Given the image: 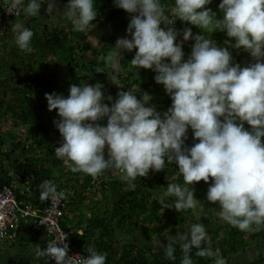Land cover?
<instances>
[{"label": "clouds", "instance_id": "clouds-1", "mask_svg": "<svg viewBox=\"0 0 264 264\" xmlns=\"http://www.w3.org/2000/svg\"><path fill=\"white\" fill-rule=\"evenodd\" d=\"M7 3L9 13L23 8L29 17L39 16L42 5L47 6L45 12L49 15L60 10L56 0ZM113 3L130 14L128 36L118 38L115 51L101 59L117 70L122 53L135 50L131 64L155 73L154 81L163 86L171 105L160 112L148 92H139L138 98L135 89L121 90L114 99L105 95L100 82L72 84L67 96L46 93L48 110H57L59 119L53 123L62 137L55 156L71 171L94 179L110 169L121 170V179L129 190L136 189L138 177L174 163L184 186H167L165 195L175 197V201L169 204L161 199L164 208L196 209L199 200L194 196L193 183L203 180L208 184L211 179L206 199L219 205L218 219L242 232L260 230L264 226V0H220L221 18L208 7L213 0H175L170 14L162 0ZM95 4L96 0H68L63 15L80 36H86L92 48H99L103 44L91 34L97 8L101 9ZM177 19L196 26L200 32L193 34L191 27L182 29ZM10 25L0 26L1 31ZM14 30L18 48L31 52L33 30L22 23L15 24ZM214 32L225 33V47L203 34ZM178 36H182V41L178 42ZM189 40L194 43L190 55L185 57L183 44ZM230 48L243 50L254 62L241 66L235 62ZM105 120V124L100 123ZM245 122L250 128H245ZM189 129L191 146L186 144ZM40 188L41 200L67 199L68 193L58 190L51 180L41 182ZM29 195L25 196L26 201ZM25 221L21 222L19 234L7 241L26 242L42 227L33 222V217ZM28 229L34 233L28 234ZM41 230L47 245L43 250L38 246L35 254L47 257L50 264H107L106 252L101 253L94 246L86 249L87 255L70 251L64 242L65 235L49 244L43 227ZM5 235L6 225L0 223V239ZM166 241L164 244L157 240L156 245L165 248L169 260L176 259L175 245L179 244L181 264H194V248L197 256L214 258L215 264H227L220 250L212 249L202 223L192 225L186 232L168 235ZM76 252L86 257L68 255Z\"/></svg>", "mask_w": 264, "mask_h": 264}, {"label": "trees", "instance_id": "trees-1", "mask_svg": "<svg viewBox=\"0 0 264 264\" xmlns=\"http://www.w3.org/2000/svg\"><path fill=\"white\" fill-rule=\"evenodd\" d=\"M57 2L64 0H56ZM174 3L175 0H162L169 14ZM219 3L220 0H213L208 7L221 18ZM44 10L45 5H42L41 13H44ZM97 12L95 20L99 21L106 17V20L104 18L103 22L96 26L97 32L102 34L111 26L119 25L117 35L107 38L103 36L106 40H100L103 46L99 48L89 46L83 34L80 36V42L77 41L75 36L78 31L72 24H69L67 30L62 28L56 30L48 26L41 27L36 23L32 30L37 55L24 51L19 53L16 48L12 51L14 60L19 64L10 62L6 68L5 81H8L9 85L6 87L9 90L3 91V97L10 91L12 97L8 102L1 98L0 106L4 108H0L10 116L11 125L16 130L19 128V132L22 130L23 132L19 139L10 142L13 151L10 162L6 158L10 153L4 154L1 150L4 142L0 138V181H5L3 178L9 171L22 174L23 182L28 181L30 187L28 201L35 202L39 209H44L49 203L48 200H41V182L51 180L58 190L66 191L67 199L61 200L62 215L59 224L69 233L67 243L69 250L87 255L86 249L94 246L101 253H107V264H181L183 254L179 244L175 245L176 259L169 260L165 248L157 247L156 241L166 232L190 227L199 219L205 225L210 223L206 230L210 236L212 249H219L227 264H240L243 252L250 249L255 241H264V226L255 232H242L227 223L215 221L212 214L219 205L212 204L206 199L211 179L208 184L203 180L193 183L194 196L199 200L196 209L201 212L200 217L196 219L195 209L176 211L174 208H164L160 202L164 199L167 203L174 204L175 197L165 195L169 184L184 186L183 177L174 163L166 164L164 170L159 172L150 170L148 176L138 177L136 189L129 190L128 184L121 179L123 175L121 170L110 169L94 179L88 174L71 171L55 156V149L60 146L62 137L53 123L59 119L57 110H48L46 93L55 92L67 96L72 84L94 85L100 82L104 85L105 95H111L114 99L121 90L135 89L138 98L139 92H148L153 97L152 103L160 112L166 111L171 105V99L163 86L155 83V73L148 69H137L131 64L135 50L126 53L120 59V69L123 73L119 80V89L115 86L108 88L106 77L114 69L101 57L115 51L116 40L123 37L121 34L128 26L130 14L115 5L108 8L104 3L101 4L100 11L97 8ZM177 22L182 29L191 27L193 34L200 32L199 28L187 22L179 19ZM203 34L206 37L211 36L218 46H226L224 40L228 38L225 33ZM193 43L189 40L183 44L185 57L190 55ZM78 49L82 53L90 51L91 59L77 60ZM229 50L235 62L241 66L254 62L243 50L231 48ZM61 67L68 70L61 72ZM97 69H103V72H97ZM23 72L26 75L25 81L20 79ZM144 76L146 79H143ZM105 103L109 102L106 100ZM100 123L105 124L106 120ZM245 128H250L246 122ZM10 136L12 139L15 138L14 134ZM192 143V132L189 129L186 144L191 146ZM187 187L191 190L190 185ZM28 220L31 221L32 217L29 216ZM41 228L37 229L36 234L28 237L24 244L18 245L17 242L7 241L8 239L0 241V245H14L15 250V253L3 255L4 249L0 247V264H50V259L37 257L35 254L38 246L43 250L47 245ZM125 235L132 240L120 244V238ZM196 251L194 248L191 254L194 264H215L214 258L197 256ZM250 264H264V253H259Z\"/></svg>", "mask_w": 264, "mask_h": 264}, {"label": "built area", "instance_id": "built-area-1", "mask_svg": "<svg viewBox=\"0 0 264 264\" xmlns=\"http://www.w3.org/2000/svg\"><path fill=\"white\" fill-rule=\"evenodd\" d=\"M23 12V8H21L18 13H9L7 0L3 1L0 4V26L7 27L15 20H18ZM178 31L181 30L178 29ZM179 41H182V36H178ZM5 177L3 179L6 182L4 180L0 181V223L6 225V235L0 241L14 239L19 234L21 222H26L25 220L32 216L34 217L33 222L43 227L49 237V244L62 239L64 235V242L68 243L69 233L64 231L59 225V219L62 215L61 200H48L47 206L44 209H39L26 201L25 196L30 194V187L27 183H22L23 178L19 173L9 171ZM68 255L86 257V255L79 252ZM53 263H55V260H53Z\"/></svg>", "mask_w": 264, "mask_h": 264}, {"label": "rangeland", "instance_id": "rangeland-1", "mask_svg": "<svg viewBox=\"0 0 264 264\" xmlns=\"http://www.w3.org/2000/svg\"><path fill=\"white\" fill-rule=\"evenodd\" d=\"M173 7H174V5H173ZM28 18H29V16H28ZM60 18H63V20H66L67 19L63 14L60 16ZM63 20H59L57 18L56 14H52L50 17H48L49 25L52 26V27L57 26V25H59L61 27L66 26L67 24H65V22H63ZM28 22H29V20H28ZM85 40L87 41V38H85ZM34 43H35V41H34ZM34 43H33V38H32V41H31L32 51H31V53H34L35 55H37L36 48H35L36 47V43L35 44ZM1 47H2V44H0V51H1ZM77 54L79 56L76 59L79 60V61L80 60L87 61V60L91 59V57H92V54L90 53V51H87V52H83L82 53L81 51L78 50L77 51ZM3 56L6 57L4 59H5V61H7L3 65V69L6 70V68H8L9 65H10V62L7 60V58H14V57H12V55L10 53H7V52H6V55H3ZM1 59L3 60L2 57L0 58V61H1ZM11 63L12 64H15V65H18L19 64V62L17 60H14ZM61 68H62L61 69L62 70L61 72H66L68 70V68H65V67H61ZM42 71H45V70L42 69ZM122 73H123V71L119 68V65H118V69L117 70H114L112 72H109L108 76L106 77V79L108 81V84H107L108 85V88L109 87L111 88L112 86H115L116 88L119 89V87H120L119 80H120V78L122 76ZM20 77H21L20 79H22L23 81H25L26 75H25L24 72L21 73ZM143 79H146V76H144ZM3 80L0 81L1 87H2V90H0V99L1 98H4L5 101L8 102L9 99L12 97V93H11V91L10 92H7L6 97H3V94H4L3 91L4 90L5 91L6 90H9L6 87V85H9L8 84V81H5L6 79H3ZM2 108H4V107H2ZM2 108H0V138L2 139V141L4 142V144H6V145L4 146V144H2L1 150L3 151L4 154H6L7 152L10 153L6 157L8 159V162H10V159L13 158V156H12L13 151L10 148V142L11 141H15V139H19V137H20L19 135L23 132V130L19 132V130H18L19 128L16 130V128H14L11 125L10 116L9 115H6L3 112V109ZM11 134H12V136L14 134L15 135L14 136L15 138L12 139L11 136H10ZM6 158H4V159L6 160ZM218 211H219V208H216L215 211L213 212V214H212L213 215V219L215 221H217V222H221L218 219V216H217ZM194 215L196 216V219H197V218L200 217L201 212L199 210L195 209ZM196 223H202V222L199 219V220H197ZM209 224L208 225L203 224V225L207 229L208 226H209ZM222 224H225V222H222ZM190 228H191V226L190 227H186V228L181 229V230H172V231L166 232L160 240H161L162 243L166 244L167 243L166 238H167L168 235H173L174 236V235L177 234V231L186 232ZM21 240H19V241H21ZM120 240H121L120 244H123V243H126V242L131 241L132 239L128 235H125V236H122V238H120ZM24 243L25 242L23 241V242L17 243V244L20 245V244H24ZM0 247L2 248L3 245H0ZM11 248H12V250H11ZM3 249H4L3 255L15 253L14 245H12V246L11 245L10 246L9 245H5V247ZM259 253H264V241H262L261 243H257L255 241V243L253 244V246L250 249H248V250H246L245 252L242 253V255H243L242 261H241V263L240 262L239 263L240 264H250V261L253 258H255Z\"/></svg>", "mask_w": 264, "mask_h": 264}, {"label": "crops", "instance_id": "crops-1", "mask_svg": "<svg viewBox=\"0 0 264 264\" xmlns=\"http://www.w3.org/2000/svg\"><path fill=\"white\" fill-rule=\"evenodd\" d=\"M3 1H5V0H0V4ZM67 2H68V0H64V2H57L56 3L57 7L60 10L57 11V12H54L52 14H56V16H57V18L59 20H63V18H60V16L63 14V8L67 4ZM101 2H103V0H96L95 6L96 7H99ZM46 7L47 6L45 5V9H46ZM52 14L49 15L44 10V13H41L39 16H37V17H29L28 18V16L24 12V15H23V17L21 19H19V20L15 21L14 23H12L8 28H6V31H4V32L1 31L0 32V44H2L1 51H0V58L1 57L3 58V60L1 59V61H0V81L3 80V79H5L6 78V74H7V70L3 69V65L7 62L4 59L6 57L3 56V55H6V52H7V53H10L12 55V57H15L14 54H13V52H12L15 48L17 49V51L19 53H23L22 50H20L18 48L17 44H16V35H17V33L14 30L15 24L22 23L25 27H28V28L33 29V28H35L36 23H39L41 27L48 26L50 29L52 28V29H56V30H58L59 28H62V29L67 30L68 27H69V24H72L70 22V20L66 19V20H63V22H65V24H67L64 27H61L59 25L54 26V27L50 26L49 25V21H48V17H50ZM104 18H105V16L102 17V19L99 20V21H93L92 22L93 24H95V28L93 29V31H92L91 34L98 36V38L100 40L104 39V37H106V36L103 33L101 34L100 32H97L96 31V26L98 24L102 23L103 20H104ZM28 20H29V22H28ZM75 37H76L75 39L80 42V33L79 32H78V34ZM85 38H86V36H85ZM33 39H34V36H33ZM104 40H106V39H104ZM88 45L91 46L89 43H88ZM26 58H28V56H26ZM7 60L9 62H13L14 61V58H7ZM0 90H2L1 83H0ZM33 233H34V230L33 231L32 230H28V234H33Z\"/></svg>", "mask_w": 264, "mask_h": 264}, {"label": "flooded vegetation", "instance_id": "flooded-vegetation-1", "mask_svg": "<svg viewBox=\"0 0 264 264\" xmlns=\"http://www.w3.org/2000/svg\"><path fill=\"white\" fill-rule=\"evenodd\" d=\"M102 3H104L105 4V6L107 5V7L108 8H111V6H113L114 5V3H113V0H103V2H101L100 3V6L99 7H101V4ZM124 12H125V10H124ZM122 17H123V14L121 15ZM105 20H106V17H105ZM119 27V25H113V26H111L107 31H104V32H102L103 34H105V36L106 37H111V36H115V35H117V28ZM127 29V28H126ZM123 37H125V36H128V34L126 33V30H124V32H123V34H121ZM128 38H130V36L128 37ZM126 53H128L127 51H124L123 53H122V56L123 55H125Z\"/></svg>", "mask_w": 264, "mask_h": 264}]
</instances>
